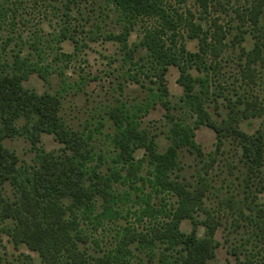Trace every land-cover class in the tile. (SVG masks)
I'll return each mask as SVG.
<instances>
[{
	"label": "rangeland",
	"instance_id": "1",
	"mask_svg": "<svg viewBox=\"0 0 264 264\" xmlns=\"http://www.w3.org/2000/svg\"><path fill=\"white\" fill-rule=\"evenodd\" d=\"M68 1L10 0V3L15 2L11 6L16 9L17 16L10 15L0 28L2 62L10 69L19 55L40 66L46 78L34 74L24 86L39 94H60V115L67 126L92 135L94 151L88 162L91 169L109 175L117 168L131 180L114 186L116 198L110 207L107 208L109 204L99 198L91 219L81 221L84 233L89 237L82 249L95 257L117 255L127 230L132 234H146L153 226H162L168 221L167 215L176 206L177 198L154 189L150 181L151 169L143 161L146 158L143 150L137 151V165L132 172L114 164L116 151L112 136L115 127L107 112L118 107L129 113L142 129L156 137L160 151L169 144L171 117L189 124H194L195 117L185 103L184 88L179 83L181 72L177 67H170L165 76L168 97L161 100L158 96L160 84L154 77L152 58L140 45L146 29L155 21L140 20L129 38L128 48H125L111 37L120 34L124 24L114 10L98 0H78L72 5ZM235 7L237 5L228 0H220L208 14L202 12L195 0H187L178 7L184 16L200 23L204 30L212 31L213 21L217 20L228 32L224 41L227 48L218 59V70L209 72L213 85L210 91L218 89L214 96L211 95L209 111L218 122L227 117L226 96L236 100V94H255L260 96L264 107V65H258L260 77L254 89L246 86L241 73L245 62L243 50L253 49L259 40L264 43V18L256 27L247 15L238 16ZM180 31L184 36L180 42H185L190 52H199V40L188 39L187 28ZM64 33L78 43L65 39ZM207 61L209 63L210 58ZM191 73L194 77L206 76L194 68ZM199 89L197 85L196 90ZM167 101L171 115L164 105ZM262 115L242 121L241 127L249 133L264 129V111ZM196 142L204 157H199L193 149H183L173 177L192 189L204 188V207L222 224L215 236L220 246L210 264H239L240 260L245 261L249 252L260 251L253 239L254 227L241 215V209L245 215H250V208L264 205V193L258 189L264 179L254 177L247 189L246 169L239 148L228 140L218 151L216 134L209 127L201 126L196 130ZM5 145L19 156L22 172H31L36 167V153L24 137L7 139ZM41 145L47 153H63V145L52 135H44ZM4 198L10 201L15 198V189L9 183L5 186ZM206 216L202 212L198 218L203 220ZM11 224L0 222V264H41L37 253L13 243L6 230ZM191 229L189 221L182 224L184 232L189 233ZM198 234L204 237V226L199 227ZM149 246L138 242L131 244V252H127L119 264H157L164 254H170L161 243Z\"/></svg>",
	"mask_w": 264,
	"mask_h": 264
},
{
	"label": "trees",
	"instance_id": "2",
	"mask_svg": "<svg viewBox=\"0 0 264 264\" xmlns=\"http://www.w3.org/2000/svg\"><path fill=\"white\" fill-rule=\"evenodd\" d=\"M97 1V0H96ZM114 10L123 21L122 32L111 36L128 48L129 38L136 24L143 19L153 20L154 24L146 29L140 45L147 49L155 67L154 77L159 81V97H168L164 84L170 67L180 72L179 83L184 88L185 103L195 117L194 124L174 121L169 130V144L160 151L156 137L141 128L129 113L114 107L107 112L115 127L112 142L115 146V165H122L131 172L135 166L137 151L143 150L144 158L151 169L152 186L161 194L177 198L176 206L167 215L168 221L162 226H153L149 233L125 235L117 255L95 257L82 249L89 242L84 233L82 220L89 221L94 214L97 199L102 198L111 206L115 200L114 186L131 181L117 168L109 175H103L88 166L92 156V135L70 129L60 115L62 99L60 94L31 91L24 82L37 74L46 78L40 66L28 59L16 56L12 68L2 62L0 51V222H11L7 233L17 246L23 245L38 254L41 264H119L124 261L129 246L135 242L143 246H166V252L157 264H210L216 258L220 246L215 236L221 223L211 216L204 207L206 192L204 188L192 189L173 175L180 165L183 149H193L199 157L204 154L196 142V130L201 126L212 129L217 138V150L221 151L226 142L235 143L241 152V161L246 169L247 189L254 177L264 179V129L249 133L241 127L244 120L262 117L264 107L260 96L255 94H236L237 99L225 97L227 117L220 122L209 111L212 85L210 70H218V59L227 48L224 42L228 32L213 21L212 31L204 30L200 23L184 16L178 7L187 0H98ZM78 0H69L76 4ZM204 14L220 0H195ZM237 5L234 12L246 16L258 27L264 18V0H228ZM15 5V2H11ZM10 0L0 1V28L10 15L17 16ZM71 9V7H70ZM191 14V13H190ZM67 17H71L66 14ZM188 29V39L199 40V52H190L181 33ZM76 44L78 40L63 34ZM260 38V37H259ZM245 58L242 66V80L250 89L258 85L259 63L264 65V43L257 42L253 49L243 50ZM210 58L208 63L207 59ZM7 62V61H4ZM8 66V67H7ZM206 73L205 77H194L192 69ZM158 83V82H157ZM199 85V91L196 86ZM213 86V85H212ZM215 100V99H214ZM168 115H171L169 101L165 102ZM221 116V115H220ZM44 135H52L63 145V153L54 155L42 148ZM24 137L31 144L37 157V165L31 172L24 173L19 166V156L6 145L7 139ZM15 189V198H4L6 184ZM264 193V184L258 187ZM249 197L247 196L246 199ZM251 214L245 216L254 227L256 254L249 252L245 261L239 264H264V205L250 208ZM205 213V219L198 218ZM189 221V233L182 230V224ZM205 227L204 237L198 234L199 227ZM236 252V251H235ZM236 254V253H235ZM127 264H129L127 262Z\"/></svg>",
	"mask_w": 264,
	"mask_h": 264
}]
</instances>
